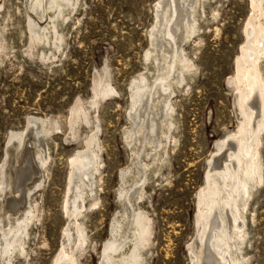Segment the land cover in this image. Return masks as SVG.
I'll return each instance as SVG.
<instances>
[{"label":"rangeland","instance_id":"1","mask_svg":"<svg viewBox=\"0 0 264 264\" xmlns=\"http://www.w3.org/2000/svg\"><path fill=\"white\" fill-rule=\"evenodd\" d=\"M259 1L264 11V0ZM78 2L58 22L60 48L56 50L53 38L47 42L43 37L40 42L28 30V15L47 28L50 17L55 18L51 12L41 18L31 11L30 0H0V177L7 154L11 167L7 184L13 181L12 168L19 166L15 175L23 171L20 155H15V146L9 144L11 133L25 131L23 146L29 147L27 141L31 146V154L25 150L28 171L14 181L23 190L17 189L18 194L10 197L13 195L8 189V211L13 212L14 204L21 205L31 177L41 183L26 205L34 214L28 221L24 246L11 257L12 264H55V256L58 258L62 251L75 264H100L105 243L112 238L114 219L125 227V209L131 212L118 193L123 169L134 172V156L124 138L133 127L129 92L133 79L144 75L152 83L157 75L158 63L147 59L146 53L151 50L150 35L158 23V4L166 0ZM193 2L197 33L188 41H178L194 67L184 71L185 81L174 86L169 98L175 126L163 147L155 149L157 153L160 150L161 161H154L143 174L142 196L130 190L132 206L145 214L151 228L148 243L140 247L139 264H195L191 252L197 247L198 212L207 210L203 203L208 166L211 158L220 159L217 143L239 132L238 90L250 94L237 78L236 63L247 39L249 19L257 15L254 0ZM258 21L264 32V12ZM160 38L156 36V47L162 49L166 46ZM258 63L264 82V55ZM99 79L107 80L116 93L102 94L94 102L93 87ZM76 109L83 113L74 114ZM32 117L48 123L52 120L55 131L37 138L33 125L32 133L26 134ZM163 129L159 126L152 137H163ZM262 132L258 144L262 177L252 199L241 210L245 221L244 236L239 238L242 264H264V129ZM92 136L99 141V148H94L99 171L94 178V195L86 191L81 215L71 218L65 209L73 187L70 163L80 149L86 150ZM38 143L44 149H38ZM36 149L46 158L44 167L38 165ZM147 151L140 154L143 162L155 152ZM126 181L129 186L133 183L132 178ZM216 181L221 185L218 178ZM4 204L0 200V214L6 216ZM69 229L74 234L70 242L65 237ZM77 230L82 231L84 240L79 248ZM129 247L133 249L131 244ZM205 249L203 259L210 254ZM121 259L116 256L114 263L124 264ZM206 263L217 264L215 260Z\"/></svg>","mask_w":264,"mask_h":264},{"label":"bare ground","instance_id":"2","mask_svg":"<svg viewBox=\"0 0 264 264\" xmlns=\"http://www.w3.org/2000/svg\"><path fill=\"white\" fill-rule=\"evenodd\" d=\"M201 1L205 0H199V2ZM75 2L76 4L79 3L78 0H30V9L37 16L40 15L39 17L42 18V16H46L50 12L55 16L54 19L50 17V26L42 28L39 22L28 15V30L32 36L40 42L43 41V37L47 42L50 41V38L51 40L53 38L56 50L59 49L58 22L60 19L65 18L63 16L64 13ZM2 8L0 6V10ZM193 8H195L193 0H166L165 4H158L156 11L158 23L150 35L152 40L151 50L146 53L147 59L150 58L158 63L157 67H155L157 75L155 74L153 77L152 83H149L144 75L133 79L129 92L131 97L129 120L133 127L124 133V138H126V143L134 156L131 163L134 172L132 169H123L120 177L122 185L118 193L120 200H123V203L130 207L131 212L129 213L127 208L125 209V227L122 226L121 222L116 221V218L114 219L110 230L112 238L105 243L100 264H115L116 256L122 257L121 262L124 264H139L141 260L140 247L143 248L149 241L151 235L150 220L142 211L135 210L132 206V193H130V190L133 189L134 192L137 190L138 196H142L140 191L145 183L143 174L155 165L156 160L157 163L161 161V158H159L160 150L157 153L155 149L159 145V149L163 147V143L170 136L168 134L170 129L175 126L172 118L174 108L169 98L171 93L174 92V86L181 85L185 81L184 71L194 67L187 58L186 52L180 47L179 42L183 39L187 40L189 36H195L197 33L198 27L193 19ZM253 9L257 10V15L249 19V29L246 32L247 39L245 38L242 55L238 63H236L238 64L237 78L249 88L250 94L238 90L235 102L240 116V126L237 128L239 132L232 136L229 135L222 143H217L220 153L216 155H220V159H215L214 161L211 158V163L208 166L209 170L205 179L206 194L204 195L206 200L203 203L207 210L198 212V229H196L195 238L197 247L191 252L195 264H207L206 261L210 262L212 260H215L217 264H242L243 261L242 257H240L241 245L243 244L239 238L244 236L245 221L241 216V210L244 205L248 204V199L257 190L256 186L262 177L258 144L261 142V135L264 129V82L262 77H260L258 63V60L264 55V32L258 21L263 16L264 11L259 0H254ZM183 10L185 14H182ZM176 31H178L179 35H175ZM157 35L161 37L162 41L164 40V45L166 47L168 45L169 48L163 46L160 49L156 47L158 41L156 42L155 39ZM49 44L51 45V43ZM152 66L154 67V64ZM93 88L94 94H92L93 99H91L94 102L102 94L114 96L116 93L107 80H100ZM78 104L77 106H79ZM75 112L77 115L83 113L78 109L74 111V114ZM33 125H35V136L37 138L47 135L48 132L55 131L52 120L48 123V121L45 122L39 117H32L28 121V132L26 134L30 135L32 133ZM159 126L160 128L164 126L163 137L157 139V137H152V135H156V130ZM49 127L50 130H48ZM24 135L25 131L12 132L9 138V144L15 146V155H20L21 162L19 165H22V170L28 167L25 164L27 157L25 150L31 154L30 142L27 141L29 147L25 148L23 146ZM89 139L86 150L80 149L77 152V156L75 155L76 157L70 163L72 176L69 182L73 187L71 186L72 188L69 192L71 196L65 209H67L69 217L76 219L82 213L81 208L86 199L85 192L88 191L91 195H94V178L95 174L99 172L96 167L97 153L94 151L95 147L99 148V141L96 136H92ZM39 148L44 149L40 144ZM147 148L157 154L155 152L149 154V160L143 162V159H140V154L144 150H146L147 154L149 152ZM141 149L143 150L141 151ZM41 154L38 150L34 153L38 165L44 167L46 158L44 160ZM23 155L25 158H23ZM8 160L9 157L6 154L0 177V200L5 203L4 205L7 204L8 189L13 195L10 197H15L18 194L17 189H20L18 184L14 182L18 176L15 175V171H19V166L12 168L14 172L13 181L10 184L6 183L7 172L11 170ZM27 162L29 163L30 161L28 160ZM136 176L138 177L136 178ZM74 177L77 179L76 182L72 181ZM127 177L133 179L131 186L126 181ZM216 178L219 179L221 185L216 181ZM139 181H141L140 184L138 183ZM137 183L139 185L136 187ZM40 185L39 178L31 177V181L28 182L23 191L21 205L14 204L12 206L14 209H18V212L14 211V209L12 210L13 212L8 211L6 205V210H4L6 216L0 214V264H12L11 257H13L18 248L22 249V246H24V236L27 233L28 221L34 214V211L26 210V205L33 195V189L35 187L39 188ZM20 190L22 191L23 188L21 187ZM9 216L13 218V221H10ZM128 231H131L132 235H129L130 237L128 236ZM71 232L69 229L66 230L65 234L69 242L74 237ZM76 235L79 237V248L84 243L82 231L77 230ZM128 242L129 244H127ZM130 244L132 245V250L129 247ZM124 246L129 249L128 253L123 252L126 251ZM204 249L209 250L210 254L203 259ZM60 253L58 258L55 256V264H75L74 259L69 254L64 251Z\"/></svg>","mask_w":264,"mask_h":264},{"label":"water","instance_id":"3","mask_svg":"<svg viewBox=\"0 0 264 264\" xmlns=\"http://www.w3.org/2000/svg\"><path fill=\"white\" fill-rule=\"evenodd\" d=\"M25 171H28L27 168L25 170L21 171L20 173H18V176H20V174L25 172Z\"/></svg>","mask_w":264,"mask_h":264}]
</instances>
